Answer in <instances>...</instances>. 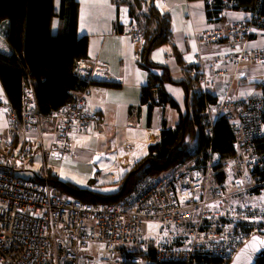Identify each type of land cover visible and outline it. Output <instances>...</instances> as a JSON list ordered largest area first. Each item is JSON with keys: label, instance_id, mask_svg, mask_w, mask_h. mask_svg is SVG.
<instances>
[{"label": "built area", "instance_id": "obj_1", "mask_svg": "<svg viewBox=\"0 0 264 264\" xmlns=\"http://www.w3.org/2000/svg\"><path fill=\"white\" fill-rule=\"evenodd\" d=\"M248 12L247 20L215 25L201 41L235 40L264 32V18ZM124 32L136 43L142 41L135 21L124 26ZM194 59L200 91L208 93L223 69L218 60L207 61L201 54ZM226 59L264 65V48ZM0 102L13 130L22 134L17 146L14 140L0 141V264H151L152 257L158 262L230 264L253 235L264 237V152L258 151L264 138V95L242 99L220 95L208 107L211 124L225 116L235 136L236 154L220 169L213 161L197 162L196 153L174 171L141 180L119 202L61 197L52 193L46 181L18 176L33 156L30 134L41 114L29 83L24 86L21 115L8 100L0 98ZM96 119L86 93L74 92L71 101L50 118L57 136L50 152L74 157L73 132L90 129ZM237 168L248 172L245 181L237 177L215 183L220 171ZM256 188L260 192H251ZM234 197L241 200L231 201ZM92 245L96 252L89 251ZM211 259L218 261L208 262Z\"/></svg>", "mask_w": 264, "mask_h": 264}, {"label": "trees", "instance_id": "obj_2", "mask_svg": "<svg viewBox=\"0 0 264 264\" xmlns=\"http://www.w3.org/2000/svg\"><path fill=\"white\" fill-rule=\"evenodd\" d=\"M205 1L209 21L216 24L221 23L225 12L232 9L255 11L259 18H264V0ZM128 3L130 16L138 22L142 36L140 65L149 72L141 102L149 105L151 115L155 106L169 104L177 108L178 103L165 88V83L172 82L181 85L187 93V113L181 112L175 129L163 119L161 141L149 146L148 154L125 175L117 191L75 190L76 197L88 202L123 201L141 180L174 171L193 159L196 153L197 162L213 161L216 169L236 154L233 145L235 136L229 120L222 116L212 125L207 114L208 107L217 103V96L200 91L198 74L184 64L182 54L171 45L173 30L170 14L154 1L151 5L145 0H128ZM55 22L57 32L53 30ZM78 26L77 0H60L58 6L56 0H0V36L11 49L10 54L0 51V80L10 105L19 115L25 83H29L35 94L41 119L51 118L71 101L74 92H82L89 87L90 82L78 71L79 63L89 57V38L79 36ZM165 44L170 45L172 54L182 67L184 76L181 79L173 77L170 67L154 63L150 58L154 49ZM152 68H160L163 73L156 74L151 71ZM19 140L15 138V146ZM260 141L258 151L261 153L264 152V138ZM261 177H264V171ZM228 178L229 172L220 171L215 176V183H224ZM35 180L46 181L52 186L62 184L69 190L75 188L52 173ZM253 191L260 192L258 188ZM152 258L151 264H187L174 260L158 262ZM214 260L208 262L218 261ZM258 264H264V258Z\"/></svg>", "mask_w": 264, "mask_h": 264}, {"label": "crops", "instance_id": "obj_3", "mask_svg": "<svg viewBox=\"0 0 264 264\" xmlns=\"http://www.w3.org/2000/svg\"><path fill=\"white\" fill-rule=\"evenodd\" d=\"M77 1L78 34L89 38V57L79 63L82 68V73H79L90 82L84 92L88 108L97 119L90 129L76 128L73 132V138H77L74 139V158L92 163L97 155L101 156L102 167L97 179L92 180L99 185L119 186L125 175L148 154L149 146L161 141L163 119H166L169 127L175 129L179 121L176 120L177 111L180 114L187 113V93L181 85L165 83L167 92L176 100L178 107L169 104L155 106L151 115L149 105L141 102L143 89L149 80V72L140 65L143 42L136 43L123 29L131 21L136 22L130 16L128 0ZM153 1L171 16V45L176 46L182 54L184 64L195 71L197 64L194 58L197 54H201L207 61L220 62L219 67L223 71L210 93L217 97L231 95L239 99L252 94L264 95V65L247 63L246 60L235 64L226 59L230 54L241 55L251 48H262L264 32L260 31L242 39L201 41L203 34L211 31L215 25L247 20L249 12H225L224 20L216 24L209 21L205 0H168L166 3L161 0ZM56 4L58 6L60 0H56ZM53 30L57 32L56 22ZM0 51L11 53L9 45L1 36ZM150 58L154 63L170 67L174 78H183L182 67L172 54L169 44L154 49ZM151 71L160 75L163 73L160 68H152ZM248 83L249 87L246 86ZM0 98L8 100L1 80ZM49 126L52 129L50 118H42L30 134L33 143L40 141V144H45L48 152L57 138L52 130L49 132ZM12 127L11 120L0 102L2 143L15 140L16 137L20 139V143L22 134ZM80 140L85 145H80Z\"/></svg>", "mask_w": 264, "mask_h": 264}, {"label": "rangeland", "instance_id": "obj_4", "mask_svg": "<svg viewBox=\"0 0 264 264\" xmlns=\"http://www.w3.org/2000/svg\"><path fill=\"white\" fill-rule=\"evenodd\" d=\"M145 1L151 5L153 0ZM229 11L235 10L232 9ZM257 32L259 31H256V33ZM262 48H264V46ZM246 86L249 87L250 84L248 83ZM179 119L180 113L177 111L176 120L178 121ZM47 129L51 132V130L53 131V126L52 129L50 126ZM80 141V145H82L84 142L82 140ZM32 145L34 149L33 156L26 162L23 168L17 171L16 174L18 176L28 179H38L39 177H46L51 173L57 175L59 180L70 182L71 185L75 186L73 190H69L62 184L51 185L52 193L61 197L76 198L75 190L80 188H88L100 192H115L118 190V185H99L97 181L92 180L94 178L97 179V176L99 175L98 173L102 167V164H100L102 160L101 156L97 155L92 163H86L81 160L79 161L72 156H60L48 152L45 144H40V141H36ZM166 173H169V171L164 174ZM246 176H248V172L240 168L229 171L230 180H235L238 177L245 181ZM252 196L253 195H251V197ZM239 200H241V198L234 197L231 201ZM187 228L188 227H185V229ZM89 251L92 253L96 252L95 246L92 245Z\"/></svg>", "mask_w": 264, "mask_h": 264}, {"label": "water", "instance_id": "obj_5", "mask_svg": "<svg viewBox=\"0 0 264 264\" xmlns=\"http://www.w3.org/2000/svg\"><path fill=\"white\" fill-rule=\"evenodd\" d=\"M264 258V237L253 235L236 252L230 264H258Z\"/></svg>", "mask_w": 264, "mask_h": 264}]
</instances>
